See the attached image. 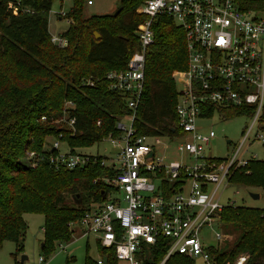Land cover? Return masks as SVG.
<instances>
[{
    "label": "trees",
    "instance_id": "16d2710c",
    "mask_svg": "<svg viewBox=\"0 0 264 264\" xmlns=\"http://www.w3.org/2000/svg\"><path fill=\"white\" fill-rule=\"evenodd\" d=\"M54 1L0 0V248L4 241H13L19 248L24 213L43 216L44 252H51L55 244L70 243L69 224L79 220L91 203L102 201L105 188L92 181L110 174L98 162L73 171L56 170L47 161L31 167L20 161L25 153L47 154L45 138L59 135L71 152L91 148L104 136H116V122L131 114L124 98L109 89L106 75L123 70L138 49L135 31L145 19L140 1L121 0L115 16L85 18L83 5L88 0H72L67 13L70 25L61 35L67 40L63 48L50 42L48 16ZM242 8L262 10L264 0H243ZM152 30L154 43L145 56L144 87L134 127L139 135L173 137L178 134L173 75L187 65L185 36L166 16L157 17ZM86 80L94 86H82ZM66 102L72 107L65 108ZM219 113L227 120L249 116L251 110L228 108ZM42 117L46 120L41 121ZM58 117L63 124H51ZM70 120H74V131L66 124ZM228 183L260 189L264 195V160L249 159L243 167L233 166ZM76 195L79 204L74 202ZM220 225L236 238L227 249H207L217 263H233L247 252L249 264H264V211L227 204L220 213ZM97 247L103 264H118L112 250ZM166 251L165 242L151 248L149 264H159ZM85 264L97 263L87 257ZM165 264L193 262L175 255Z\"/></svg>",
    "mask_w": 264,
    "mask_h": 264
},
{
    "label": "built area",
    "instance_id": "2783aa9c",
    "mask_svg": "<svg viewBox=\"0 0 264 264\" xmlns=\"http://www.w3.org/2000/svg\"><path fill=\"white\" fill-rule=\"evenodd\" d=\"M139 1L145 19L135 31L138 49L123 70L106 75L109 89L123 97L131 110L125 117L129 125L122 124L125 118L120 119L115 124L118 134L106 138L112 152H71L66 144V150H62L59 135L53 143H46L47 154L27 151L26 160L32 167L47 161L54 169L65 171L98 162L110 172L92 181L93 185L104 186V200L91 203L69 227L73 233L78 230L82 236H92L99 247L112 250L118 264H149V250L161 242H165L167 251L159 264L175 255L193 264H219L208 253L211 246L204 245L201 232L220 225V213L225 206L219 203L217 193L228 186L233 166L246 165L247 160L239 157L243 143L256 124L261 126L264 8L243 10V0ZM86 5H93V0ZM13 13L17 14V8L13 7ZM159 16L170 18L183 30L187 52L186 68L173 75V79H181L175 104L178 134L173 137L139 135L134 127L135 110L144 87L145 56L154 43L152 24ZM50 42L59 48L67 45L62 36H51ZM81 85L93 87L94 83L86 80ZM71 107L70 102L65 106ZM228 108L251 110L247 116L251 125L234 155L219 159L207 154L215 133H202L197 121L214 116L222 119L219 111ZM66 124L74 131V120ZM181 138L183 142H176ZM256 138L261 135L257 133ZM170 149L179 157L178 161L167 154ZM214 237L219 242L223 240L221 233L216 232ZM249 261L248 254H241L233 263L220 264ZM39 262H44L43 257ZM96 263L103 264V259L99 256Z\"/></svg>",
    "mask_w": 264,
    "mask_h": 264
},
{
    "label": "rangeland",
    "instance_id": "374dc122",
    "mask_svg": "<svg viewBox=\"0 0 264 264\" xmlns=\"http://www.w3.org/2000/svg\"><path fill=\"white\" fill-rule=\"evenodd\" d=\"M120 1L121 0H93V5L91 6H87L84 3L83 16L88 18L94 15L112 14L119 8ZM71 7V1H54L48 16L50 36L59 37L67 32L70 25L67 13ZM173 80L175 89L180 90V77L176 76ZM68 105L69 102H66L64 107ZM121 122L125 126L129 125V121L126 118L122 119ZM51 124L62 125L63 123L58 117L52 120ZM250 125L251 119L247 116H236L227 120L214 116L212 118L200 119L197 121V126L202 133H207L210 130L215 133V138L211 141L207 154H211L219 159H230L234 155ZM257 133L261 135L260 139L256 138ZM108 136L103 137L102 140L105 141H102V143L78 151L86 154H103V151L106 150L110 154L112 149L110 142L106 139ZM45 141L51 144L55 141V138L47 137ZM60 149L66 150V145L61 143ZM167 154L173 161L179 160V157L175 155L172 149H170ZM240 156L247 161L252 157H256L258 160H264V130L259 124L253 127L247 140L243 143L239 157ZM20 161L32 167V164L26 160V153ZM217 194L219 196V203L223 206L233 204L235 206L264 211V195L260 189L233 187L228 183V186L225 189L221 187ZM251 194H256L259 198L254 199ZM111 196L117 195L113 194ZM22 220L25 224V231L18 243L19 248L17 249V244L13 241H4L0 248V264H21V257H26V260H24L22 264H67L68 261L69 264H85L87 257L93 261H96L99 257L98 247L94 238L92 236H82L78 230L72 233V240L70 243L55 244L51 252H44L42 248L44 244L42 232L44 225L43 216L24 213ZM219 226L214 225L212 230L208 228L204 229L201 235L204 237V245H210L224 250L234 242L236 236L228 234L221 225ZM216 232L223 234V240L221 242L215 239L214 234ZM241 254L247 255L249 253L243 252L240 253V255ZM41 257L45 258V262H39V258ZM196 264L201 263L200 261H196Z\"/></svg>",
    "mask_w": 264,
    "mask_h": 264
},
{
    "label": "water",
    "instance_id": "95a60500",
    "mask_svg": "<svg viewBox=\"0 0 264 264\" xmlns=\"http://www.w3.org/2000/svg\"><path fill=\"white\" fill-rule=\"evenodd\" d=\"M118 12H119V9L116 10V11L114 12L113 15L115 16ZM94 36H95V38H98V37H99L97 33H95ZM176 142H178V143H179V142H183V139H182V138H181V139H177ZM101 196H102V200H104V198H105L104 193H101ZM251 196H252V198H254V199H258V198H259V196L256 195V194H251ZM74 199H75V200H74L75 203H77V204L80 203L79 195H76V196L74 197ZM76 199H77V200H76ZM24 260H26V257H21V264L24 262Z\"/></svg>",
    "mask_w": 264,
    "mask_h": 264
}]
</instances>
